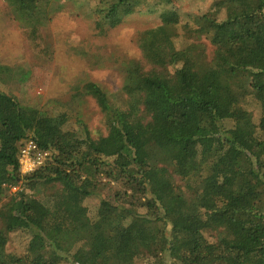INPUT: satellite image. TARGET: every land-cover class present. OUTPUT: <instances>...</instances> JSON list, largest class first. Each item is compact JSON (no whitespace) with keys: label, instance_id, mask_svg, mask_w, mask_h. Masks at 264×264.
<instances>
[{"label":"trees","instance_id":"16d2710c","mask_svg":"<svg viewBox=\"0 0 264 264\" xmlns=\"http://www.w3.org/2000/svg\"><path fill=\"white\" fill-rule=\"evenodd\" d=\"M4 1L35 57L50 59L43 29L62 2ZM151 1L174 0H93L94 30ZM133 40L138 58L112 59L117 91L76 83L53 114L3 90L30 71L0 64V264H78L88 252L79 264H264V0H218L186 21L166 10ZM88 96L107 130L97 136L80 118L66 128ZM27 138L50 155L23 173ZM109 182L119 188L90 205ZM11 235L26 239L23 254L8 252Z\"/></svg>","mask_w":264,"mask_h":264},{"label":"rangeland","instance_id":"374dc122","mask_svg":"<svg viewBox=\"0 0 264 264\" xmlns=\"http://www.w3.org/2000/svg\"><path fill=\"white\" fill-rule=\"evenodd\" d=\"M217 1L174 0L170 4L154 1L147 5L130 4L131 11L123 15L122 23L107 34L100 35L94 30L91 16V8L95 6L93 0H59L63 7L43 29L53 56L40 60L35 57L23 32V25L15 19L9 4L0 0V64L20 66L30 71L26 80L8 81L1 87L22 103L35 105L51 114L69 108L72 87L76 83L92 80L108 92H115L120 88L122 79L112 59L124 53L137 58L140 56L133 40L137 30L160 23V15L166 10H175L186 21L196 13L213 9ZM211 52L212 47L209 46ZM75 105L77 107L71 110L73 116L66 128L81 126L77 121L80 118L92 136L107 131L95 99L88 96ZM251 108L258 113L256 106ZM177 179L180 180V177L177 176ZM103 180L108 182L106 177ZM118 188L115 182L107 183L98 189V194L89 198V204L95 205L99 197H109ZM17 189L18 186H12L9 191ZM26 244L22 236L11 235L7 250L21 255ZM88 253L78 254V264L91 258Z\"/></svg>","mask_w":264,"mask_h":264},{"label":"built area","instance_id":"2783aa9c","mask_svg":"<svg viewBox=\"0 0 264 264\" xmlns=\"http://www.w3.org/2000/svg\"><path fill=\"white\" fill-rule=\"evenodd\" d=\"M49 155L48 151L39 149L38 144L33 139H25L19 156L21 171L23 173L34 171L38 166L45 164Z\"/></svg>","mask_w":264,"mask_h":264}]
</instances>
